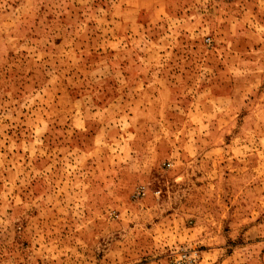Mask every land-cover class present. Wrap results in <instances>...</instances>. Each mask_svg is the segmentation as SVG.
Here are the masks:
<instances>
[{
    "label": "rangeland",
    "instance_id": "rangeland-1",
    "mask_svg": "<svg viewBox=\"0 0 264 264\" xmlns=\"http://www.w3.org/2000/svg\"><path fill=\"white\" fill-rule=\"evenodd\" d=\"M154 5L0 0V264H264V0Z\"/></svg>",
    "mask_w": 264,
    "mask_h": 264
},
{
    "label": "crops",
    "instance_id": "crops-1",
    "mask_svg": "<svg viewBox=\"0 0 264 264\" xmlns=\"http://www.w3.org/2000/svg\"><path fill=\"white\" fill-rule=\"evenodd\" d=\"M171 2H176V1H188V0H170ZM156 0H136L139 15L142 18H147V17H154L157 16V11H156V6L154 3Z\"/></svg>",
    "mask_w": 264,
    "mask_h": 264
},
{
    "label": "built area",
    "instance_id": "built-area-1",
    "mask_svg": "<svg viewBox=\"0 0 264 264\" xmlns=\"http://www.w3.org/2000/svg\"><path fill=\"white\" fill-rule=\"evenodd\" d=\"M146 193L144 190H135L134 191V196L140 197V196H144ZM186 256L185 254L182 255V257H179L177 259V264H197L194 258H185L183 259V257Z\"/></svg>",
    "mask_w": 264,
    "mask_h": 264
}]
</instances>
